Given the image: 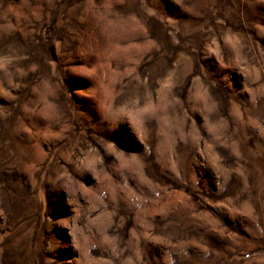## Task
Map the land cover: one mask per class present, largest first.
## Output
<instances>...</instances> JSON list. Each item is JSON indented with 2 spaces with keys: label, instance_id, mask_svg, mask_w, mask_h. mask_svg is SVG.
Returning a JSON list of instances; mask_svg holds the SVG:
<instances>
[{
  "label": "rangeland",
  "instance_id": "374dc122",
  "mask_svg": "<svg viewBox=\"0 0 264 264\" xmlns=\"http://www.w3.org/2000/svg\"><path fill=\"white\" fill-rule=\"evenodd\" d=\"M0 264H264V0H0Z\"/></svg>",
  "mask_w": 264,
  "mask_h": 264
}]
</instances>
